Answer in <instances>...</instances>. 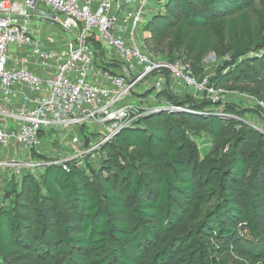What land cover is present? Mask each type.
Segmentation results:
<instances>
[{
	"label": "trees",
	"instance_id": "1",
	"mask_svg": "<svg viewBox=\"0 0 264 264\" xmlns=\"http://www.w3.org/2000/svg\"><path fill=\"white\" fill-rule=\"evenodd\" d=\"M190 1L198 8L191 7ZM179 15L184 19L174 29L180 40L193 35V29L207 27L212 19H220L228 33H237L242 40L252 25L250 15L264 22V8L257 7L255 0H168L153 22L175 23ZM256 41L262 50L261 38ZM193 45L201 63L207 43L197 46L194 39ZM233 63L234 59L227 63L228 68ZM236 63L233 69L219 72L218 79L240 74L264 78V52ZM161 94L185 110L148 111L120 130L109 141L112 181L98 177L99 190L89 182L96 180L74 162H68L66 169L51 164L37 178L24 172L19 182H9L11 189L6 191L12 192V198L0 206L1 260L30 250L36 253L35 264H59V260L68 264H264V134L254 135L246 127L232 138V154L225 167L195 175L190 170L191 147L179 129L183 125L174 128L172 123L188 125L198 119L206 133L217 137L239 121L213 115L201 102L180 100L168 88L156 97ZM231 109L224 111L230 114ZM125 148L139 155L142 174H134L131 165L123 170L118 163L116 151ZM215 179L214 205L189 224L185 204L202 195L199 188L204 181ZM124 193L131 195L134 204L132 228L111 219L124 214ZM53 216L59 218L58 225L52 224ZM238 225L259 235L262 244L243 245ZM56 227V234L49 236ZM230 254L241 259L231 260Z\"/></svg>",
	"mask_w": 264,
	"mask_h": 264
},
{
	"label": "built area",
	"instance_id": "2",
	"mask_svg": "<svg viewBox=\"0 0 264 264\" xmlns=\"http://www.w3.org/2000/svg\"><path fill=\"white\" fill-rule=\"evenodd\" d=\"M146 3L0 0V170L37 178L51 164L66 169L68 160L55 163L32 153L48 132L64 143L75 126L96 123L103 127L97 146L111 141L138 117L158 109L148 108L138 116L129 99L140 80L157 68H167L175 80L181 77L193 84L190 74L152 62L142 53L135 28ZM44 22L58 26L61 35H41ZM105 47L119 60L100 59L116 71L96 63ZM24 150L25 157H19Z\"/></svg>",
	"mask_w": 264,
	"mask_h": 264
},
{
	"label": "rangeland",
	"instance_id": "3",
	"mask_svg": "<svg viewBox=\"0 0 264 264\" xmlns=\"http://www.w3.org/2000/svg\"><path fill=\"white\" fill-rule=\"evenodd\" d=\"M167 1L147 0L141 20L135 28V39L146 58L158 64H169L177 67L184 75L190 74L193 84H187L186 80L181 77L175 80L167 68H157L140 80L129 99L134 104L133 112L138 116V112H144L148 108H158L174 113L185 110L184 107H181V109L176 108H180V106L167 101L162 94L160 97L158 96L159 98L156 97L158 92L162 93L168 88L180 100L201 102L207 112H212L213 115L218 114L221 118H233L239 121V123L229 124L222 134L217 137L206 133L204 127L198 123L202 121H198V119L191 121L190 125L183 122L172 123L174 128L183 125L179 129L183 130V140L191 147L192 152L190 170L193 174L199 175L201 171L225 167L232 154V138L243 129L247 130L246 127L251 128L250 131L254 135L257 134V131L264 134V78L248 77L245 74L244 78L240 74L236 78H233L234 75H232L225 81L218 79L220 78L219 72L233 69L237 64L236 61L240 62L260 54L261 51L264 52V48L260 50L258 47L260 43H256L257 38H261V43H264V22L250 15L249 19L252 25L248 30V37L242 40L237 33L234 35L228 33L226 26L220 19H212L209 20L207 27L193 29V35L190 34L189 37L180 40L174 26L183 21L184 16L179 15L175 19V23L153 22L155 15L164 12V4ZM255 3L257 7L264 8V0H255ZM189 4L193 8H198L192 1ZM61 33L62 30L54 24L44 22L42 25L41 35L57 37ZM195 34L197 35L194 37ZM194 39L197 46L207 43L208 52L204 55L201 63L197 62L196 46L193 45ZM14 47L12 46L11 54L14 53ZM101 52L102 54H97L98 57H96V63L100 67L109 66L102 62L100 57L111 61L119 60L111 48H102ZM233 59L234 65L228 68L227 63L232 62ZM140 69L141 66L138 67V71ZM237 72L239 71H235V74ZM166 106L176 107L166 109ZM158 109L155 111H158ZM230 109L232 110L230 114L224 111ZM100 131H103V127L96 123L75 126L64 143H60L51 135V132H48L42 137V144L37 147V151L34 150L32 153H35V157L40 160L44 158L45 161L53 160L55 163H59L65 159L68 162H74V165L85 170L88 178L96 180V182H89L90 185L96 186L99 190L100 184L97 183V178L105 176L111 182L114 170V167L109 168L107 163V158L111 156L110 143L113 140L97 146L98 132ZM91 148H94L95 153L94 151L92 153L91 151L87 152ZM10 149L19 152L16 147L10 146ZM26 152L27 150H24L18 156L24 158ZM116 152L118 153V163L124 166L123 170L131 165L134 174H142L143 171L139 169L140 159L137 153L126 148ZM116 152L113 154H116ZM9 154H11V151H9ZM22 174L21 171L0 170V206L7 205L12 198V192L6 191L9 182H19ZM115 185L119 187L118 179H116ZM216 186V179L204 181L199 188L202 195L189 200L188 204H185V208L189 212V224L197 222L214 205L215 199L212 198V192ZM45 194L44 191L41 192L42 196ZM123 206L124 214L113 216L111 219L124 221L129 228H132L135 226L131 214L134 204L131 195L128 193L123 194ZM34 214L30 213L31 217H34L31 223L36 227L37 220ZM52 220V224L58 225V217L53 216ZM237 230L238 237L243 245L254 247L262 244L261 237L247 227L238 225ZM56 232L57 227L49 233V236L56 234ZM229 256L231 260L241 259L233 254ZM91 257L93 256L91 255ZM58 258L55 257L59 260ZM36 260L37 257L34 251L25 250L7 260L0 259V264H35ZM58 263L68 264L63 260H59ZM255 264L260 263L256 262Z\"/></svg>",
	"mask_w": 264,
	"mask_h": 264
},
{
	"label": "crops",
	"instance_id": "4",
	"mask_svg": "<svg viewBox=\"0 0 264 264\" xmlns=\"http://www.w3.org/2000/svg\"><path fill=\"white\" fill-rule=\"evenodd\" d=\"M110 70H113V71H116V68H115V66L114 65H112V66H107Z\"/></svg>",
	"mask_w": 264,
	"mask_h": 264
}]
</instances>
